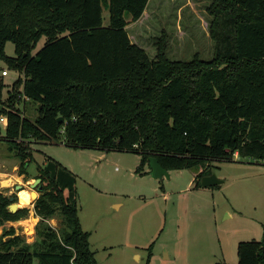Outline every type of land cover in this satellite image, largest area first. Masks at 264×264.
I'll return each instance as SVG.
<instances>
[{"label": "trees", "instance_id": "obj_1", "mask_svg": "<svg viewBox=\"0 0 264 264\" xmlns=\"http://www.w3.org/2000/svg\"><path fill=\"white\" fill-rule=\"evenodd\" d=\"M149 2L0 0V59L22 75L6 98L0 78V114L8 119L3 140L20 175L32 160L30 141L59 139L70 147L136 152L140 169L156 158L166 171L194 170L196 187L211 174V160L236 154L264 161V0H209L214 55L189 61L168 59L165 31L153 58L131 41L127 25ZM7 42L14 57L5 55ZM26 100L36 105L33 120L17 107ZM37 172V240L27 244L13 229L4 232L0 264H98L79 223L74 177L53 161ZM11 197L16 201L0 195V226L26 218L25 208L8 211ZM55 215L59 229L45 223ZM236 254V264H264V240L239 242Z\"/></svg>", "mask_w": 264, "mask_h": 264}, {"label": "rangeland", "instance_id": "obj_2", "mask_svg": "<svg viewBox=\"0 0 264 264\" xmlns=\"http://www.w3.org/2000/svg\"><path fill=\"white\" fill-rule=\"evenodd\" d=\"M208 5L209 0H150L141 19L127 25V32L150 58L155 55L156 38L165 31L168 59L189 61L198 55L210 60L215 46L209 36ZM108 19L103 6V26ZM45 41L42 37L37 42L33 55ZM4 52L14 57L13 43L7 42ZM2 70L8 72L6 77H1ZM19 76L0 59L3 98ZM17 107L26 118L36 117L33 102L26 100ZM4 137L1 127L0 195H15L18 204L15 185L30 191L38 166L44 167L47 161L60 164L75 179L79 223L90 234V249L98 264H236L239 242L264 240V161L260 159L233 155L229 161L207 162L208 171L222 183L203 188L188 184L194 170H169L155 178L149 163L139 168L136 152L70 147L59 139L30 141L32 160L20 175V163ZM35 201L19 207L27 209L24 219L36 220L33 236L23 233L20 220L7 221L0 226L1 242L9 238L3 236L9 229L27 244L37 240L41 218L34 213ZM45 223L59 229L61 218L55 215Z\"/></svg>", "mask_w": 264, "mask_h": 264}, {"label": "water", "instance_id": "obj_3", "mask_svg": "<svg viewBox=\"0 0 264 264\" xmlns=\"http://www.w3.org/2000/svg\"><path fill=\"white\" fill-rule=\"evenodd\" d=\"M1 109V106H0ZM62 119L59 118L58 121L60 122ZM149 166L151 168V173L153 177L157 178L162 176L163 174H166V170L163 169L160 164L158 163L156 158H150L149 159ZM41 179L40 178H35L33 182L29 185L30 190V195L31 199H34V201L38 198V191L42 189V186L40 185ZM222 181L218 180L215 176V174L211 173L210 175L203 176L200 181V186L203 188L206 187H215L219 184H221ZM23 190L22 185H15V191L16 193L20 192ZM10 201H13V197L10 198ZM8 211L10 213H15L19 209L18 205L14 202H12L10 205L7 207Z\"/></svg>", "mask_w": 264, "mask_h": 264}, {"label": "bare ground", "instance_id": "obj_4", "mask_svg": "<svg viewBox=\"0 0 264 264\" xmlns=\"http://www.w3.org/2000/svg\"><path fill=\"white\" fill-rule=\"evenodd\" d=\"M21 193H25L27 198L25 199L24 197H22ZM17 194V193H16ZM18 196H19V200H18V207L20 206H27L31 203V195H30V191L23 189L20 192H18ZM36 223V220L33 219L32 217H29L27 219L24 220H20L18 222V225L22 228L23 233L27 236V237H32L34 230V224Z\"/></svg>", "mask_w": 264, "mask_h": 264}, {"label": "built area", "instance_id": "obj_5", "mask_svg": "<svg viewBox=\"0 0 264 264\" xmlns=\"http://www.w3.org/2000/svg\"><path fill=\"white\" fill-rule=\"evenodd\" d=\"M7 75H8V72L6 70L1 71V77H6ZM7 124H8L7 116L0 114V127H3L4 129H6ZM234 157H237V155L235 154Z\"/></svg>", "mask_w": 264, "mask_h": 264}, {"label": "crops", "instance_id": "obj_6", "mask_svg": "<svg viewBox=\"0 0 264 264\" xmlns=\"http://www.w3.org/2000/svg\"><path fill=\"white\" fill-rule=\"evenodd\" d=\"M196 176V173L193 174L192 178L189 180L188 184L191 185L192 183L194 184V178Z\"/></svg>", "mask_w": 264, "mask_h": 264}, {"label": "clouds", "instance_id": "obj_7", "mask_svg": "<svg viewBox=\"0 0 264 264\" xmlns=\"http://www.w3.org/2000/svg\"><path fill=\"white\" fill-rule=\"evenodd\" d=\"M22 197H24L25 199L27 198L25 193H21Z\"/></svg>", "mask_w": 264, "mask_h": 264}]
</instances>
